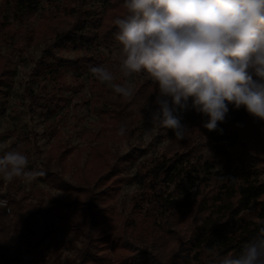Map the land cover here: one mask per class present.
Listing matches in <instances>:
<instances>
[{
	"label": "trees",
	"instance_id": "obj_1",
	"mask_svg": "<svg viewBox=\"0 0 264 264\" xmlns=\"http://www.w3.org/2000/svg\"><path fill=\"white\" fill-rule=\"evenodd\" d=\"M45 4L52 6L42 10ZM122 5L123 0H0V50L25 53L46 44L31 72L38 89L29 90L46 130L27 133L5 150L20 146L30 159L35 147L43 156L34 169L44 173L36 182L64 195L0 179L10 209L0 205V264H22L24 254L30 264H221L218 253L238 255L264 226V122L244 108L230 107L222 132L204 128L201 115L204 137L173 142L139 163L133 176L145 152L134 148L120 155L111 144L134 134L154 105L158 85L139 83L125 98L92 79L91 103L102 126L97 134L84 131L89 153L82 165L75 161L81 149L63 140L54 119L70 102L66 92L83 88L79 83L89 66L104 63L100 46L116 42L113 21L125 14ZM17 69L0 54V111L8 106ZM122 123L125 136L118 135ZM48 135L53 142L43 154L38 140ZM133 183L140 191L125 215L118 201ZM38 215L50 220L43 230ZM59 234L75 239L73 257L63 260Z\"/></svg>",
	"mask_w": 264,
	"mask_h": 264
},
{
	"label": "clouds",
	"instance_id": "obj_2",
	"mask_svg": "<svg viewBox=\"0 0 264 264\" xmlns=\"http://www.w3.org/2000/svg\"><path fill=\"white\" fill-rule=\"evenodd\" d=\"M122 6L125 14L113 21L121 77L103 64L89 66L97 81L130 98L133 78L146 73L158 85L149 122L177 140L190 131L178 114L189 109L206 118L210 132L223 131L230 107L264 122V0H123ZM126 134L122 123L118 135ZM29 165L20 146L5 150L0 143L5 183L44 174ZM218 255L221 264H264V226L238 255Z\"/></svg>",
	"mask_w": 264,
	"mask_h": 264
},
{
	"label": "rangeland",
	"instance_id": "obj_3",
	"mask_svg": "<svg viewBox=\"0 0 264 264\" xmlns=\"http://www.w3.org/2000/svg\"><path fill=\"white\" fill-rule=\"evenodd\" d=\"M52 5L45 4L43 9H47ZM41 10V12H42ZM38 14V17L40 13ZM12 22V18L9 19ZM46 48L45 43L35 45L25 51V53H13L12 47L3 46L0 50L1 55L11 57L17 64L18 69L15 75L14 86L8 90V106L5 110L0 111V143H3L5 149L10 147L13 142L22 141L27 133H37L43 135L47 127L46 117L41 113V110H36L32 107V101L29 96V90L34 92L38 89V83L32 76V70L35 67V62L43 56V51ZM100 53L104 57L103 65L112 70L118 78L121 77L119 72L120 59V45L116 41L112 44H101ZM92 79H95L91 73H87L80 81L79 85L83 88H76L66 92L67 97L70 98L69 104L64 106L58 116L54 119L58 122V128L62 131L63 140L70 146H77L81 151H77L73 156L75 161L81 165L85 162L87 154L89 153V139L84 131L89 130L99 132L102 123L97 109L91 103L92 95L90 93V86ZM153 82V80L146 74L141 73L133 78L134 89L139 83ZM190 103V102H189ZM155 108V105L151 107ZM182 118V123L189 128L187 135L202 136L203 127L201 123V115L195 110L189 109L187 111H180L178 113ZM85 136H84V135ZM204 137V135H203ZM173 131L154 127L149 122V113L144 120L137 126L132 136L127 139H120L113 142L112 150L120 155L131 153L134 148L143 150L145 153L137 158L136 166L131 170V175H135L137 165L147 158L158 157L161 153L176 142ZM53 139L48 136H43L38 140L40 151L45 154L51 147ZM95 145V142H91ZM41 154L36 152L35 147H32V157L29 159L30 168L40 166L42 163ZM40 187L47 191L54 193L56 196L64 197L62 192L56 191L44 183H37L36 179L31 182H22L23 189H30L32 187ZM140 186L133 183L124 187L120 199L118 201V209L123 214L130 211V203L132 198L139 193ZM0 198H6V190L0 188ZM7 199V198H6ZM38 226L40 230L50 223L45 217L38 215ZM59 248L63 252V260L73 257L76 250L72 244L75 239L69 235L59 234L56 239ZM47 240L44 244H47ZM47 255H49L47 253ZM31 257L23 255L22 264H30Z\"/></svg>",
	"mask_w": 264,
	"mask_h": 264
},
{
	"label": "built area",
	"instance_id": "obj_4",
	"mask_svg": "<svg viewBox=\"0 0 264 264\" xmlns=\"http://www.w3.org/2000/svg\"><path fill=\"white\" fill-rule=\"evenodd\" d=\"M0 201H3L4 203L2 204L3 207L8 208V212H10L9 206H8V201L6 199H1Z\"/></svg>",
	"mask_w": 264,
	"mask_h": 264
}]
</instances>
